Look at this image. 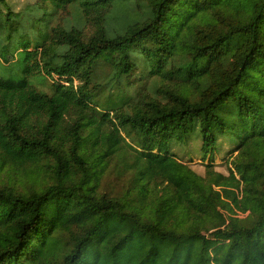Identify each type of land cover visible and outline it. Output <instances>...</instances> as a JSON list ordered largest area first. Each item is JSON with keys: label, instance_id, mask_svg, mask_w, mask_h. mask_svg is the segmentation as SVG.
<instances>
[{"label": "trees", "instance_id": "16d2710c", "mask_svg": "<svg viewBox=\"0 0 264 264\" xmlns=\"http://www.w3.org/2000/svg\"><path fill=\"white\" fill-rule=\"evenodd\" d=\"M70 7L89 29L50 31L47 10ZM22 13L0 0V264H91L111 224L113 250L141 236L184 264H264V200L224 215L214 198L264 196V0H33ZM149 79L168 85L149 92ZM174 161L203 173L182 232L156 170Z\"/></svg>", "mask_w": 264, "mask_h": 264}, {"label": "rangeland", "instance_id": "374dc122", "mask_svg": "<svg viewBox=\"0 0 264 264\" xmlns=\"http://www.w3.org/2000/svg\"><path fill=\"white\" fill-rule=\"evenodd\" d=\"M15 11L22 14L23 9L32 3L33 0H10ZM44 8L38 13H42ZM48 29L50 31L66 28L68 25L79 23L83 30L89 29V24H85L84 14L77 7H70L65 11L47 10ZM149 92H156L163 86L168 85L162 80L150 81ZM31 82L42 87L36 80ZM156 170L160 174L168 173L169 179L174 189L173 195L168 197L162 206L163 215L170 219L172 226L179 232L185 230L187 226V216L184 211H193L194 206L187 196V193L195 186L202 188L199 177L203 173L202 168L190 170L186 164L184 167L180 162L174 161L168 167L156 165ZM238 184V183H237ZM241 186V184H239ZM214 198L218 209L224 214H230L235 207L234 201L238 199L241 205L248 206L252 211L262 208L264 196L250 195L243 193L241 189L215 188ZM248 213H244L246 217ZM118 220V219H117ZM114 224L103 231V240L93 241L85 250V255L90 259L91 264H184V259H177L173 254V247L167 241L154 240L147 237L136 236L133 243L121 250H113L110 246L111 238L115 232ZM189 264H197L194 257Z\"/></svg>", "mask_w": 264, "mask_h": 264}, {"label": "built area", "instance_id": "2783aa9c", "mask_svg": "<svg viewBox=\"0 0 264 264\" xmlns=\"http://www.w3.org/2000/svg\"><path fill=\"white\" fill-rule=\"evenodd\" d=\"M238 216H239V217H243L244 214H242V213H238Z\"/></svg>", "mask_w": 264, "mask_h": 264}]
</instances>
